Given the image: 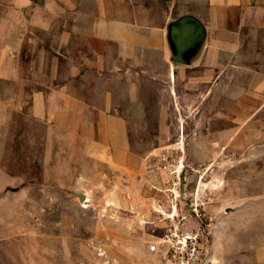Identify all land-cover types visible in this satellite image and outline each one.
<instances>
[{"label":"rangeland","instance_id":"1","mask_svg":"<svg viewBox=\"0 0 264 264\" xmlns=\"http://www.w3.org/2000/svg\"><path fill=\"white\" fill-rule=\"evenodd\" d=\"M44 1L0 0V264H179L182 235L189 264H264V116H187L177 82L157 96L162 123L131 119L123 173L94 164L28 109L25 36Z\"/></svg>","mask_w":264,"mask_h":264},{"label":"crops","instance_id":"2","mask_svg":"<svg viewBox=\"0 0 264 264\" xmlns=\"http://www.w3.org/2000/svg\"><path fill=\"white\" fill-rule=\"evenodd\" d=\"M32 11L30 114L94 164L123 173L137 158L131 119L162 123L157 96L177 82L187 116H264V0H45Z\"/></svg>","mask_w":264,"mask_h":264},{"label":"built area","instance_id":"3","mask_svg":"<svg viewBox=\"0 0 264 264\" xmlns=\"http://www.w3.org/2000/svg\"><path fill=\"white\" fill-rule=\"evenodd\" d=\"M175 237H176V233H172L171 240H174ZM195 244H196L195 240L192 239V237H190L189 235H182L180 239H176L175 244L171 247V249L175 253L181 252V250L185 251L186 253V257L181 258L179 260V264H189L193 258H196L197 250ZM154 248L155 247L152 246L151 250H154Z\"/></svg>","mask_w":264,"mask_h":264},{"label":"water","instance_id":"4","mask_svg":"<svg viewBox=\"0 0 264 264\" xmlns=\"http://www.w3.org/2000/svg\"><path fill=\"white\" fill-rule=\"evenodd\" d=\"M174 60L178 61V60H179V58H178V57H176ZM79 197H80V200H81V201H83V200H84V195H79Z\"/></svg>","mask_w":264,"mask_h":264}]
</instances>
